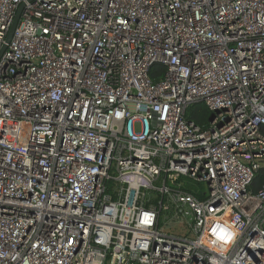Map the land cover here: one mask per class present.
Masks as SVG:
<instances>
[{
  "label": "built area",
  "instance_id": "built-area-1",
  "mask_svg": "<svg viewBox=\"0 0 264 264\" xmlns=\"http://www.w3.org/2000/svg\"><path fill=\"white\" fill-rule=\"evenodd\" d=\"M20 4L0 264H264V0H0V47Z\"/></svg>",
  "mask_w": 264,
  "mask_h": 264
},
{
  "label": "trees",
  "instance_id": "trees-1",
  "mask_svg": "<svg viewBox=\"0 0 264 264\" xmlns=\"http://www.w3.org/2000/svg\"><path fill=\"white\" fill-rule=\"evenodd\" d=\"M163 73V67L155 64L150 71V77L156 81ZM211 112L205 107L203 103H199L191 106L186 113V117L193 121L197 125L206 126L209 122ZM264 134V127L262 130ZM182 182V189L190 192L194 196L200 197L197 190L201 188V185L192 181L190 178L183 176L180 178ZM264 183V168H260L255 173V177L249 186L251 192H256L258 188Z\"/></svg>",
  "mask_w": 264,
  "mask_h": 264
},
{
  "label": "water",
  "instance_id": "water-1",
  "mask_svg": "<svg viewBox=\"0 0 264 264\" xmlns=\"http://www.w3.org/2000/svg\"><path fill=\"white\" fill-rule=\"evenodd\" d=\"M22 7H23V5L20 4L18 6V8L16 9V12L14 14L13 20H12V22L10 24V27H9L8 31H7L4 43L0 47V56L3 53V51L5 50L7 43H9V41L11 40V38L13 36V33H14L16 27L18 26V23H19V20H20L21 11H22ZM212 117H213V115L211 114L209 118L212 119ZM133 193H134V191L131 190L130 191V196H132ZM130 201H131V199L129 200V204H130Z\"/></svg>",
  "mask_w": 264,
  "mask_h": 264
},
{
  "label": "rangeland",
  "instance_id": "rangeland-1",
  "mask_svg": "<svg viewBox=\"0 0 264 264\" xmlns=\"http://www.w3.org/2000/svg\"><path fill=\"white\" fill-rule=\"evenodd\" d=\"M201 187H203L201 185ZM169 213L167 214L166 211H163V214L161 216L160 220V227H162L163 231L166 232H173L177 234H184L186 233V230L183 228V222L180 221H166L168 219Z\"/></svg>",
  "mask_w": 264,
  "mask_h": 264
}]
</instances>
